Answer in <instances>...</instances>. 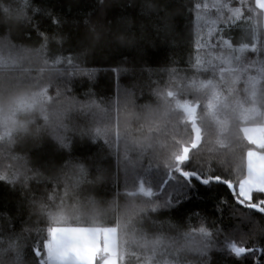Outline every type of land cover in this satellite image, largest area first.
<instances>
[{"label":"snow or ice","instance_id":"snow-or-ice-1","mask_svg":"<svg viewBox=\"0 0 264 264\" xmlns=\"http://www.w3.org/2000/svg\"><path fill=\"white\" fill-rule=\"evenodd\" d=\"M174 6L139 8L159 34L167 30L159 17ZM93 11L104 21L105 0ZM189 11L192 53L184 68L165 70L168 87L153 89L154 103H141L135 86L98 102L91 87L76 93L77 81L91 85L96 74L83 66L87 49L64 54L66 21L37 0H0V183L44 225L29 238L26 221L17 228L0 212V264H212L213 252L264 264V0ZM40 17L55 30H41ZM83 26L100 38L88 19ZM134 109L147 114L133 121ZM123 117L135 128L122 130ZM85 139L115 157L117 179L104 192L96 185L105 169L74 152ZM214 185L231 197L214 206L220 223L229 209L230 226L207 217L196 229L169 223L198 187ZM99 203L115 209L110 219Z\"/></svg>","mask_w":264,"mask_h":264},{"label":"trees","instance_id":"trees-1","mask_svg":"<svg viewBox=\"0 0 264 264\" xmlns=\"http://www.w3.org/2000/svg\"><path fill=\"white\" fill-rule=\"evenodd\" d=\"M211 2L212 0H153L156 5L152 9L154 13L158 11L159 6L175 5L159 17L160 21L166 23L167 30L158 34L156 25L159 22L155 18L145 17L140 12L139 6L144 0H105V20L102 22L95 20L93 8L96 0H37L40 6L46 7L55 17L66 21L60 29L66 37L63 44L65 55L87 49L81 57L82 60H87L83 66L93 70L96 75L91 85L87 79L77 81L75 89L78 96L91 87L93 99L99 102L114 96L119 87L135 86L141 103H154L153 89L168 87L166 69L186 66V61L192 53V42L196 38L192 26L194 11L190 12L189 9L196 3ZM85 19L96 26L99 39H96L95 33L85 29ZM38 23L41 30L47 29L49 33L56 28L47 17H40ZM121 35L124 36L123 40L119 39ZM25 43L33 46L27 41ZM115 69L128 71L117 72ZM74 152L89 157L87 162L90 166L105 169L102 173L103 180L96 185L97 192L112 188V182L117 179L116 160L102 142L92 143L85 139L75 145ZM53 163L58 164L59 161L54 159ZM107 181L108 184L104 186ZM221 196L226 197L229 205L231 204V197L226 189L215 185L208 189L198 187L193 199L182 208L167 214V219L170 224L180 225L182 230L199 228L204 223V217H207L208 223L217 221L219 226L228 227L233 222L229 209H224L222 223L214 210ZM103 199L111 201L112 197L106 196ZM97 207L106 219H110L115 211L110 203H99ZM120 207L124 208L122 201ZM0 212L14 217L13 223L17 228L22 221H26L25 226L30 229L27 234L29 238L35 236L36 228L44 227L38 217L29 216V210L23 205L19 194L3 183H0ZM193 212L197 214L194 215ZM211 255L212 264H237V261L219 252H213Z\"/></svg>","mask_w":264,"mask_h":264},{"label":"clouds","instance_id":"clouds-1","mask_svg":"<svg viewBox=\"0 0 264 264\" xmlns=\"http://www.w3.org/2000/svg\"><path fill=\"white\" fill-rule=\"evenodd\" d=\"M147 114V109L143 110L142 112H137L135 110H133V115H132V120L134 121L137 117V115L140 117V118H143L145 115ZM131 127V128H135V124L132 123L131 121H129V118L128 117H123L122 118V123H121V128L122 130H124L125 127Z\"/></svg>","mask_w":264,"mask_h":264}]
</instances>
